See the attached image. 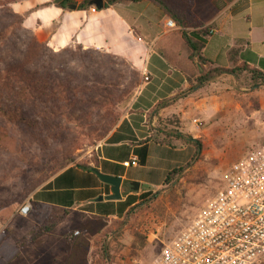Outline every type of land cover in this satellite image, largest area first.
Wrapping results in <instances>:
<instances>
[{"label": "crops", "instance_id": "0c3cea01", "mask_svg": "<svg viewBox=\"0 0 264 264\" xmlns=\"http://www.w3.org/2000/svg\"><path fill=\"white\" fill-rule=\"evenodd\" d=\"M82 1L85 0H70L74 10L69 5H55V0H22L10 7L25 15L24 28L54 52L76 46L97 50L125 60L142 79L147 75L148 80H142L128 111L95 151V169L121 178V199H105L111 187L93 170L68 166L35 189L31 201L67 215L94 220L118 218L114 215L117 201L131 193L165 187L167 174L193 158V145L165 136L160 128L164 120L177 118L179 131L203 143L207 136L211 140L208 133L217 134L236 124L241 127V121L247 126V120L256 118L259 108L251 113V103L244 107L235 96L236 90L226 86L225 82L234 83L231 74H222L170 105L153 109L159 101L187 90L201 71L246 63L264 73V0H192L194 22L215 29L205 38L198 54L190 49L178 28H166L169 18L148 1L103 8L101 0V7L98 0H90L86 9H77ZM195 40L193 37L194 43ZM254 92L258 96L256 89ZM201 121L208 124L202 131ZM262 134L252 135L260 139ZM143 154L146 156L141 162ZM133 160L135 165L124 166ZM132 183H137V190ZM100 196L103 200L97 201ZM6 245L10 255H17L13 241Z\"/></svg>", "mask_w": 264, "mask_h": 264}, {"label": "rangeland", "instance_id": "374dc122", "mask_svg": "<svg viewBox=\"0 0 264 264\" xmlns=\"http://www.w3.org/2000/svg\"><path fill=\"white\" fill-rule=\"evenodd\" d=\"M225 84L236 88V82ZM139 87L111 110L92 112V121H80L82 135L73 133L74 124L65 117L60 122L68 131L56 136L16 126L0 129V264H153L164 243L215 192L227 166L264 139V86L247 87L246 92L239 88L234 92L243 106L251 103V113L259 108L256 118L247 120L249 126L241 121V127L236 124L217 134L208 133L211 140L208 136L203 139L195 161L183 166L165 187L150 191L121 218L67 215L32 201L30 213L20 216L19 207L50 177L73 163L94 161L96 148L128 111ZM114 118L117 122L112 125ZM173 121L176 119H166L162 124L173 126ZM206 126L199 122L200 131ZM251 131H262V137L253 138ZM10 241L18 249L17 255H10L6 245Z\"/></svg>", "mask_w": 264, "mask_h": 264}, {"label": "trees", "instance_id": "16d2710c", "mask_svg": "<svg viewBox=\"0 0 264 264\" xmlns=\"http://www.w3.org/2000/svg\"><path fill=\"white\" fill-rule=\"evenodd\" d=\"M19 1L22 0H0V129L6 131V127L16 126L39 132L42 130L56 136L68 131L60 122L65 117L74 124L73 133L79 132L82 135L84 128L80 121L90 122L92 112L111 110L117 103L120 104L130 94V90L140 86L142 77L128 62L108 53L83 50L79 46L52 51L45 42L38 41L30 30L24 28L25 15L17 14L11 9L10 5ZM101 1L103 8L120 3L150 2L180 28L185 42L197 54L205 38L209 36V28H203L204 26L194 22L192 0ZM89 2L90 0L82 1L77 9H86ZM70 3V0H61L55 5L68 8ZM193 37L196 39L195 43L192 41ZM198 58L203 61L200 54ZM222 74L233 76L237 88L235 90L243 88L246 92L247 87L264 86V73L246 63L234 65L230 69L213 68L201 71L187 90L159 101L153 110L170 105L195 87L214 82ZM77 112L83 113L76 114ZM175 119L173 126L160 123V128L168 139L173 137L194 146L193 158L185 164L188 166L199 157L202 142L179 131V123ZM116 122L117 118H114L112 125ZM78 126L81 128H77ZM73 141L75 140L72 139ZM161 142L170 143L168 140ZM145 156L143 154L141 162H144ZM69 166L94 170L95 159L91 164L76 162ZM183 166L167 174L165 185ZM148 194L149 192L128 194L123 201H117L118 207L114 215L121 218Z\"/></svg>", "mask_w": 264, "mask_h": 264}, {"label": "built area", "instance_id": "2783aa9c", "mask_svg": "<svg viewBox=\"0 0 264 264\" xmlns=\"http://www.w3.org/2000/svg\"><path fill=\"white\" fill-rule=\"evenodd\" d=\"M165 26L178 28L171 19ZM203 28H209V35L215 33L212 27ZM135 164L127 161L124 166ZM30 210L31 198L18 214L25 217ZM153 264H264V140L227 166L215 192L164 243Z\"/></svg>", "mask_w": 264, "mask_h": 264}, {"label": "water", "instance_id": "95a60500", "mask_svg": "<svg viewBox=\"0 0 264 264\" xmlns=\"http://www.w3.org/2000/svg\"><path fill=\"white\" fill-rule=\"evenodd\" d=\"M59 1L60 0H55V2H59ZM98 1L100 3L99 7H101V1L100 0H98ZM69 8L74 10L76 7H75V5H69ZM93 171L96 173V175L99 177V179L103 183L108 184L111 187V194L106 196L105 199L106 200H120L121 199V195H120L121 178L117 177V176L102 174L96 169H94ZM132 186H133L134 190L138 189L137 183H132ZM96 200L102 201L103 197L100 196Z\"/></svg>", "mask_w": 264, "mask_h": 264}]
</instances>
